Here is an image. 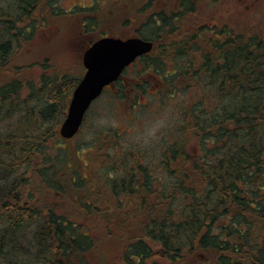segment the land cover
I'll return each instance as SVG.
<instances>
[{
    "label": "trees",
    "instance_id": "16d2710c",
    "mask_svg": "<svg viewBox=\"0 0 264 264\" xmlns=\"http://www.w3.org/2000/svg\"><path fill=\"white\" fill-rule=\"evenodd\" d=\"M60 2L13 0L0 7V256L6 264H24L29 247L32 264H157V258L264 264V12L248 25L219 16L225 0H92L69 9ZM77 22L79 34L95 37L86 47L104 36L154 42L136 60L142 67L134 77L125 76L129 66L103 91H116L119 103L139 104L145 77L159 83L163 101L189 92L187 103H177L178 138L158 162L166 181L134 150L111 154L98 145L86 160L72 149L62 161L65 148L50 146L65 140L58 126L83 74L48 72V61L29 65L22 54L42 29ZM37 65L42 72L31 74ZM165 89L172 94H162ZM10 119L16 120L7 128ZM48 194L74 212L58 214V206L42 204ZM21 239L27 247L14 244L5 252ZM91 252L99 263L87 258Z\"/></svg>",
    "mask_w": 264,
    "mask_h": 264
},
{
    "label": "rangeland",
    "instance_id": "374dc122",
    "mask_svg": "<svg viewBox=\"0 0 264 264\" xmlns=\"http://www.w3.org/2000/svg\"><path fill=\"white\" fill-rule=\"evenodd\" d=\"M62 7L65 9L71 8L76 3L90 4L92 0H59ZM13 0H0V7L10 5ZM45 12V11H44ZM220 12V13H219ZM264 12V0H225L222 4L221 10L217 11L221 17L223 13L228 14V18L231 22H236L239 19L245 24H251L255 22V19L260 17V13ZM65 26L61 29L60 26L50 29H42L39 31V35L36 36L34 43L26 47L25 52L22 54V60L26 63L34 61L42 63L48 61V72L60 71L69 72L70 74L84 73L85 69L82 64L83 52L86 47V43L89 40H94V36H82L79 34V26L77 25ZM126 28V27H125ZM96 41V40H95ZM29 60V61H28ZM142 62L136 61L126 71L125 76L132 78L136 75V71L140 70ZM31 74L42 70L37 66H32ZM148 79L143 87V94L139 97V104L134 107H130V103L124 105L119 103V94L116 91L107 90L97 100H95L89 110L86 113L84 123L79 133L68 141L58 140L51 142L50 146L55 151L62 149L58 145H61L65 149L62 154L61 160L65 161L67 155L65 151H72V149L80 150L84 160H86L91 154L96 152V147L100 145L101 148H105L104 153H113L116 150H120L123 153L126 151L134 150L144 155L145 163L152 167L153 174L158 176L161 181H166L164 171L158 162L162 161L164 155L170 144H173L177 138L175 125L179 121V106L178 101L187 103V97L189 92H177L171 96H168L167 100H161L158 95L161 93L159 83L154 81L151 77ZM162 94H172L169 89L163 90ZM191 95V92H190ZM123 98V96H122ZM138 102V101H137ZM133 103V102H132ZM16 119H10L4 126L7 128L12 127ZM63 122V121H62ZM61 126V124H60ZM58 126V130L60 129ZM104 139V142L102 141ZM187 147L190 148L191 141L188 140ZM192 147V146H191ZM84 152V153H83ZM73 160V159H72ZM74 162V160H73ZM155 165V166H154ZM107 171V164H106ZM111 169V168H109ZM108 169V170H109ZM91 169H88V176H91ZM105 173V172H104ZM107 175V174H106ZM117 175V174H116ZM31 191V188H27L24 192V196ZM40 197V195L38 196ZM57 194H48L47 196H41L40 202L45 204L50 201L56 206L58 214L74 212L73 206L68 202H62L57 199ZM47 204V203H46ZM78 219V218H77ZM87 222V221H85ZM91 222V221H90ZM87 222V223H90ZM30 228H35V225H28ZM14 244H22L27 247L26 242L21 239L20 243L11 242L9 245H5V252H8ZM155 251H160V247L153 246ZM33 248L29 247V252H23L20 258V262L24 264H32L31 256L33 254ZM4 252V253H5ZM118 253V251L116 252ZM159 253V252H158ZM3 254V253H2ZM87 254V258L90 257L95 263H99L100 256L98 253ZM115 256V255H113ZM159 254L156 255V257ZM114 262L117 263L118 259L115 256ZM157 264H175L169 259L157 258ZM199 258H197L198 260ZM195 260L190 264H201ZM204 260V259H203ZM7 262L0 256V264H6Z\"/></svg>",
    "mask_w": 264,
    "mask_h": 264
},
{
    "label": "water",
    "instance_id": "95a60500",
    "mask_svg": "<svg viewBox=\"0 0 264 264\" xmlns=\"http://www.w3.org/2000/svg\"><path fill=\"white\" fill-rule=\"evenodd\" d=\"M154 42L138 36L120 38L105 36L97 39L83 52L85 72L75 87L59 133L72 139L80 131L92 103L106 87L116 82L138 58L149 54Z\"/></svg>",
    "mask_w": 264,
    "mask_h": 264
},
{
    "label": "bare ground",
    "instance_id": "6f19581e",
    "mask_svg": "<svg viewBox=\"0 0 264 264\" xmlns=\"http://www.w3.org/2000/svg\"><path fill=\"white\" fill-rule=\"evenodd\" d=\"M143 91V90H142ZM136 97V96H135Z\"/></svg>",
    "mask_w": 264,
    "mask_h": 264
},
{
    "label": "flooded vegetation",
    "instance_id": "af4514ba",
    "mask_svg": "<svg viewBox=\"0 0 264 264\" xmlns=\"http://www.w3.org/2000/svg\"><path fill=\"white\" fill-rule=\"evenodd\" d=\"M28 26H29V24H28Z\"/></svg>",
    "mask_w": 264,
    "mask_h": 264
}]
</instances>
